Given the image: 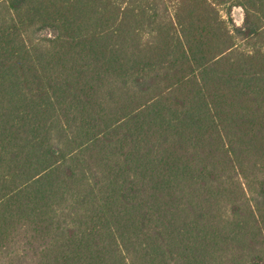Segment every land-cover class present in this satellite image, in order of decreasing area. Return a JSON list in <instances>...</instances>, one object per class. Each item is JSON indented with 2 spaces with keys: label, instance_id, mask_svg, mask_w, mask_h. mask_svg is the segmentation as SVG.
Wrapping results in <instances>:
<instances>
[{
  "label": "trees",
  "instance_id": "1",
  "mask_svg": "<svg viewBox=\"0 0 264 264\" xmlns=\"http://www.w3.org/2000/svg\"><path fill=\"white\" fill-rule=\"evenodd\" d=\"M0 264H264V0H0Z\"/></svg>",
  "mask_w": 264,
  "mask_h": 264
},
{
  "label": "rangeland",
  "instance_id": "2",
  "mask_svg": "<svg viewBox=\"0 0 264 264\" xmlns=\"http://www.w3.org/2000/svg\"><path fill=\"white\" fill-rule=\"evenodd\" d=\"M225 8H222V13H224ZM231 17L233 18V20L235 21V23L239 24L242 20V12L241 9L239 7H232L231 9Z\"/></svg>",
  "mask_w": 264,
  "mask_h": 264
}]
</instances>
